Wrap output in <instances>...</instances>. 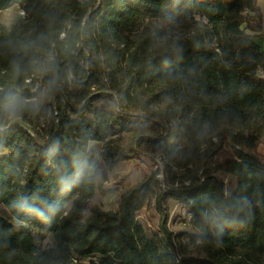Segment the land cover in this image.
I'll return each mask as SVG.
<instances>
[{"label":"trees","instance_id":"16d2710c","mask_svg":"<svg viewBox=\"0 0 264 264\" xmlns=\"http://www.w3.org/2000/svg\"><path fill=\"white\" fill-rule=\"evenodd\" d=\"M13 6L24 15L0 24V100L39 86L54 111L42 125L34 108L18 121L0 109V264H264V51L247 33L260 29L256 0H0ZM94 141L107 170L161 155L185 171L165 167L161 198L185 209L201 254L138 221L161 187L154 174L116 210L88 207Z\"/></svg>","mask_w":264,"mask_h":264},{"label":"rangeland","instance_id":"374dc122","mask_svg":"<svg viewBox=\"0 0 264 264\" xmlns=\"http://www.w3.org/2000/svg\"><path fill=\"white\" fill-rule=\"evenodd\" d=\"M23 13L16 6L0 11V24L11 26L23 17ZM163 25V23H159ZM24 101L22 109L15 117L8 118L12 120H20L24 112L34 108L31 112L34 114V119L42 125L47 123V120L53 115V106L46 105L45 92L39 86L30 89L27 96L18 94ZM46 113L45 116L43 113ZM30 115V112H29ZM28 115V116H29ZM38 117V119H37ZM103 142H90L88 148L92 149L96 161L97 168L94 174V184L96 187L95 193L88 200V207L99 205L106 210H116L120 195L137 184L144 176L154 174L161 181V187L156 188L155 192L148 198L144 206L137 212V219L147 229L151 231L164 224L176 236L184 246L185 250L194 254H201L199 247L191 242L188 234H195V230L189 222V218L185 213L182 205L170 198H161L165 189L166 181L170 180L165 174V167L168 165L171 170L178 176L184 174L185 171L171 166L170 161L165 156L157 155L154 157L139 155L134 158L118 162L114 167L107 170L105 163L101 158V150ZM6 154L5 150L0 151V155ZM167 175V176H166ZM224 179L226 190L229 191L235 185V179L223 173H217ZM70 204L66 205L69 209ZM3 207L0 206V214L3 213ZM87 215V211L84 213ZM37 244L42 248L51 247L54 245L52 235L47 234L37 229H31ZM197 243V242H196Z\"/></svg>","mask_w":264,"mask_h":264},{"label":"crops","instance_id":"0c3cea01","mask_svg":"<svg viewBox=\"0 0 264 264\" xmlns=\"http://www.w3.org/2000/svg\"><path fill=\"white\" fill-rule=\"evenodd\" d=\"M256 6L258 7L260 13V29L256 31L248 30L247 33L256 42L260 50L264 51V0H256ZM256 152L261 157H264V142L258 145Z\"/></svg>","mask_w":264,"mask_h":264},{"label":"clouds","instance_id":"9594fccd","mask_svg":"<svg viewBox=\"0 0 264 264\" xmlns=\"http://www.w3.org/2000/svg\"><path fill=\"white\" fill-rule=\"evenodd\" d=\"M24 101L15 93H9L3 100H0V109L5 111L9 118L15 117L22 109Z\"/></svg>","mask_w":264,"mask_h":264},{"label":"built area","instance_id":"2783aa9c","mask_svg":"<svg viewBox=\"0 0 264 264\" xmlns=\"http://www.w3.org/2000/svg\"><path fill=\"white\" fill-rule=\"evenodd\" d=\"M22 13H23V12H22ZM23 14H24V13H23ZM259 76L262 77V78H264V70L261 69V70L259 71Z\"/></svg>","mask_w":264,"mask_h":264}]
</instances>
